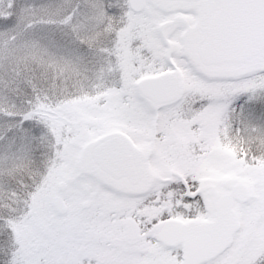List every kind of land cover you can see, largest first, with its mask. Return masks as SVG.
Returning a JSON list of instances; mask_svg holds the SVG:
<instances>
[{
    "label": "snow or ice",
    "instance_id": "snow-or-ice-1",
    "mask_svg": "<svg viewBox=\"0 0 264 264\" xmlns=\"http://www.w3.org/2000/svg\"><path fill=\"white\" fill-rule=\"evenodd\" d=\"M0 264H264V0H0Z\"/></svg>",
    "mask_w": 264,
    "mask_h": 264
}]
</instances>
